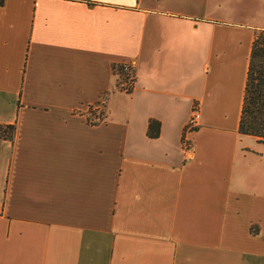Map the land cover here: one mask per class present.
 Masks as SVG:
<instances>
[{"label": "crops", "instance_id": "1", "mask_svg": "<svg viewBox=\"0 0 264 264\" xmlns=\"http://www.w3.org/2000/svg\"><path fill=\"white\" fill-rule=\"evenodd\" d=\"M260 31L264 0H4L0 264H264V143L238 133Z\"/></svg>", "mask_w": 264, "mask_h": 264}, {"label": "trees", "instance_id": "2", "mask_svg": "<svg viewBox=\"0 0 264 264\" xmlns=\"http://www.w3.org/2000/svg\"><path fill=\"white\" fill-rule=\"evenodd\" d=\"M3 1L0 0V6ZM112 70L117 77L118 87L123 90L121 86L126 82L128 74L121 65L112 66ZM157 130V124L150 121L148 137L155 138ZM14 132L13 125H0V140H12ZM238 133L264 143V31L255 35L251 45Z\"/></svg>", "mask_w": 264, "mask_h": 264}, {"label": "built area", "instance_id": "3", "mask_svg": "<svg viewBox=\"0 0 264 264\" xmlns=\"http://www.w3.org/2000/svg\"><path fill=\"white\" fill-rule=\"evenodd\" d=\"M123 67V70L130 75V68L127 64H122L121 65ZM128 75V76H129ZM131 78V77H130ZM130 81H132V78L130 79ZM132 83V82H131ZM132 86V84H131ZM131 86H127L126 84H122V89L123 91H129L131 89ZM101 106H102V102H100L96 107H95V111H100L98 112L99 113V116L98 115H92V119L91 122H99L101 120ZM200 120V113H199V110H198V107L197 105H194L191 109V112H190V116L188 118V121L185 125V128H184V134L187 135V134H190L192 133L193 131L196 130L197 126H198V122ZM184 147L186 149V151L189 153L190 152V146L189 144L187 143H184Z\"/></svg>", "mask_w": 264, "mask_h": 264}, {"label": "rangeland", "instance_id": "4", "mask_svg": "<svg viewBox=\"0 0 264 264\" xmlns=\"http://www.w3.org/2000/svg\"><path fill=\"white\" fill-rule=\"evenodd\" d=\"M129 75V74H128ZM132 78V81H130V79ZM131 82H133V75L131 74V72H130V75L128 76V78H127V80H126V82L124 83V84H126L127 86H131ZM98 112H100V111H95L93 114H92V112H89L88 113V118L89 119H92V115L94 116V115H98L99 116V113Z\"/></svg>", "mask_w": 264, "mask_h": 264}]
</instances>
